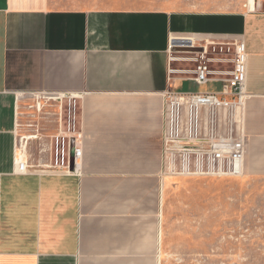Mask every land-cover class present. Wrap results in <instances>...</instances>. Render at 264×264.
<instances>
[{"label":"crops","instance_id":"1","mask_svg":"<svg viewBox=\"0 0 264 264\" xmlns=\"http://www.w3.org/2000/svg\"><path fill=\"white\" fill-rule=\"evenodd\" d=\"M263 4L176 11L0 0V264H162L167 194L175 179L197 178L168 173L163 93L220 90L168 82L170 37L244 41L248 97L232 124L244 152L240 175L225 178H264ZM36 92L79 96L70 173L27 150L29 138H52L51 151L59 131L55 105L47 126L26 135L21 96Z\"/></svg>","mask_w":264,"mask_h":264},{"label":"built area","instance_id":"2","mask_svg":"<svg viewBox=\"0 0 264 264\" xmlns=\"http://www.w3.org/2000/svg\"><path fill=\"white\" fill-rule=\"evenodd\" d=\"M167 55L168 82L188 78L198 85L220 84L218 92L175 93L168 89L163 93V144L168 173L186 177L239 176L244 147L232 124H236L234 112L248 97V55L244 41L210 42L193 36L170 37ZM24 96L35 98L33 104L27 105L31 111L58 107L59 131L52 149L58 167H52L70 173L72 159L77 158L80 146L77 141L79 96L68 92H36ZM218 112L223 114V123ZM221 124L225 130L216 131L215 127ZM72 142L73 157L69 151ZM23 168L20 164L19 169Z\"/></svg>","mask_w":264,"mask_h":264},{"label":"rangeland","instance_id":"3","mask_svg":"<svg viewBox=\"0 0 264 264\" xmlns=\"http://www.w3.org/2000/svg\"><path fill=\"white\" fill-rule=\"evenodd\" d=\"M64 1L78 7L113 2L138 9L235 11L244 9L248 0ZM179 88L187 89L182 84ZM21 102L31 105L35 98L22 96ZM48 110L30 111L26 135L47 126ZM29 139L27 150L32 148L36 157L49 153L48 165L56 166L55 151L45 150L52 138ZM173 182L164 205L162 264H264V178L197 177Z\"/></svg>","mask_w":264,"mask_h":264}]
</instances>
